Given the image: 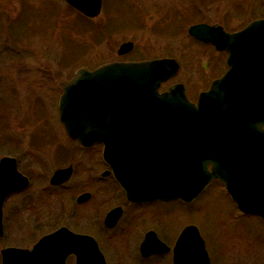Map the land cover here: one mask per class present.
Instances as JSON below:
<instances>
[{"label":"rangeland","instance_id":"1","mask_svg":"<svg viewBox=\"0 0 264 264\" xmlns=\"http://www.w3.org/2000/svg\"><path fill=\"white\" fill-rule=\"evenodd\" d=\"M2 9L13 18L24 14L18 36L6 32L10 18H5ZM0 15L4 16L0 20V160L6 156L22 159L20 172L35 178L27 191L8 202V214L34 201L42 219L64 213L87 218L93 211L90 204L78 209L75 200L84 192L93 194L86 183L89 171L85 178L74 171L68 183L70 199L52 200L48 194L59 154L93 157L65 136L58 110L61 83L70 81L81 68L93 71L112 62L172 59L179 65L176 80L188 84L190 75H199L210 64L211 53L209 44H200L189 35V27L203 23L239 32L252 21L264 19V0H103L95 19L84 17L66 0H0ZM126 42L133 43V50L118 55ZM32 155L34 165L29 163ZM222 184L213 182L192 205L173 201L130 206L126 219L127 206L113 239L109 236L113 233L101 238L98 231L97 235L84 228L76 230L95 238L108 264H172L171 253L143 259L140 244L152 230L172 247L188 225L198 228L213 264H264V221L242 215ZM129 217L130 241L124 235ZM14 225L6 227L7 238L0 249L6 244L26 247L34 242L21 234L26 228Z\"/></svg>","mask_w":264,"mask_h":264},{"label":"water","instance_id":"2","mask_svg":"<svg viewBox=\"0 0 264 264\" xmlns=\"http://www.w3.org/2000/svg\"><path fill=\"white\" fill-rule=\"evenodd\" d=\"M66 2L91 19L103 6V0ZM189 34L229 54V72L196 105L181 86L158 93L162 82L176 76L175 60L112 62L93 71L79 69L61 83L60 121L82 145L103 144L104 161L130 202L191 203L218 179L241 212L264 219V19L234 34L206 24L191 26ZM133 48L132 42L123 43L118 55ZM244 81L252 85L246 88ZM71 176V168L59 170L51 183L62 184ZM28 186L13 159L1 160L0 229L5 198ZM120 216V209L113 210L106 224L113 227ZM64 232L69 234L66 244L53 249L54 239ZM140 251L147 258L170 248L151 232ZM2 255L3 264H65L72 255L76 264H107L93 238L67 230L45 236L32 251L11 248ZM173 264H211L196 227L180 235Z\"/></svg>","mask_w":264,"mask_h":264},{"label":"flooded vegetation","instance_id":"3","mask_svg":"<svg viewBox=\"0 0 264 264\" xmlns=\"http://www.w3.org/2000/svg\"><path fill=\"white\" fill-rule=\"evenodd\" d=\"M226 32H228V31H226ZM228 33H235V32H228ZM196 42H198V41H196ZM198 43H200V42H198ZM200 44H202V43H200ZM206 46L210 48L211 53H210V57L208 59L210 64L208 63V64H205L203 66L204 71H202L199 75L194 76V77H192L190 75L188 78V79H190L188 81V84L186 82H181V81L176 80V77L180 74L178 72L174 79H169V80L162 83V85L159 88L160 94L168 93L171 90V88L174 86H181L184 93H185L186 99L190 103L196 104L202 93L210 91L213 88L214 83H216L217 81H219L220 79L224 78L227 75V73L229 72V69H230V67L228 65V59H229L228 52L227 51H218L217 48L213 44H209ZM219 57H221V59ZM222 58H223V60H222ZM220 63H222V64L220 65ZM223 63H224V67H223ZM215 65H217V66H215ZM212 71L214 72L213 76H212ZM218 74H220V75H218ZM237 83L238 82H234L233 85H236ZM244 84L247 88V87L252 85V82L251 81H244ZM238 85H239V83H238ZM65 136L73 144H76V145L78 144V146L81 149L80 151L91 152L93 154V157H91V155L90 156L88 155L84 158L83 157L82 158H76V155L73 156L72 153L59 154L60 157H58V162L55 164V169H54L55 171L53 172V174L49 180L50 191L48 192V194L52 195V197H51L52 200L57 199V197H60V201L70 199L69 198L70 186L68 183L71 181L72 176L70 177V179L68 181L63 182L62 184L53 185L51 183V180L57 171L71 168L72 169V175H73L74 171L79 170L80 173L83 174L84 178H85L84 174L87 171H89L88 173L90 175V178L86 183L88 186H90V190L92 189L93 194L90 191L82 193L81 195H79L77 200H75L76 201L75 205L77 206L76 208H78V207L81 208V206L84 207V206H87L88 204H90V208L93 209V211H91L92 214L89 213V217L86 218V217L80 216V215L76 216L74 214L70 215L68 213H64V214L48 216L47 218L42 219L37 215V210L36 209L34 210V207H36L34 201H32L30 204L29 203L26 204L25 206L18 205L14 208L12 213L8 214V207H9L8 202L13 197L19 196L22 193H24L25 191H27L30 187V183L32 184V181L35 180V178L32 177L30 174H23L20 172L19 164L21 163L22 159L18 158L19 159L18 160L16 157H8V156L2 158V159H6V158L13 159L15 161V166H16L17 171L21 175H23L24 177H26L28 179L29 186L24 190L14 191V192L10 193L5 198V200L2 204V216H1L2 225H1V229H0V243L4 242V240L7 238L6 227L8 229L9 226L11 227L12 223H14V222L17 224V226L14 225V227L19 228L20 230H22V229L25 230V228H26L27 231H22L21 234L23 236L24 235L27 236L29 238V240H31V241L34 240V242L30 246H26V247L8 246L7 244L4 245L3 248L0 249V264H3L2 252L4 250L16 248V249H21V250H26V251H32L34 249V247L39 243V241L42 238H44L45 236L55 234V233L59 232L60 230H67V231H69L75 235L91 236L89 233H85V232L79 233V232H77L78 230H76V229L81 230L84 228V229L92 231L96 234L98 231L99 233H101V235H98V234L97 235L100 236L101 238H103L104 236H106V234L113 233V231H115L117 229L119 222L121 221V218L124 215V210L127 206H129V213H127L125 215L126 219L128 218L127 215L128 216L130 215V206L131 207H144L145 205L151 204V203H132V202H130V200H128V198L125 195V192L122 190V188L116 182L112 170L103 160V146L101 144H95L91 147H84L78 141H74L71 138H69L68 135L65 134ZM71 154H72V156H71ZM71 158H73V160H71ZM1 160H0V162H1ZM32 161L35 164L36 161H35V157L33 155L30 157V162H29L30 165H34ZM53 161L54 160H52V162ZM92 174H95L96 176L94 177ZM98 176H99V180H98ZM108 178L110 181L108 184L103 183V182H101V183L99 182L102 180L104 181L105 179H108ZM219 183L222 184V182H220V181H219ZM83 195H88L89 197L84 202L80 203L79 198ZM195 202L196 201H194L190 205L194 204ZM183 204H185V203H183ZM115 209H120L121 216L118 219V221L115 223V225L113 227H110L108 224H106V218H107L108 214ZM93 213H95V215H93ZM242 215H244V214H242ZM127 221H128V226L126 228L124 235H125V238H127V240L130 241V217ZM188 226H192V225H188ZM188 226H186V227H188ZM71 227H74V229L76 231L71 230ZM183 230L179 234H177V238H176L175 243L172 247H170L166 243V241H164V237H162V234L160 237L157 232L152 231V230L148 231L145 234L143 241L145 240L146 235L152 232L157 236V238L160 241H162L164 244H166L171 249V251L169 253H166V254L153 255V256L147 257V258L143 257L142 255H141V257L145 260H148L150 258L163 257V256H167L170 253L172 254V250H173L174 246L176 245L178 238L181 235V233L183 232ZM42 231H45V234H43L40 238H38L39 233ZM68 235L69 234L67 232H64V234L62 236L54 239L52 248L56 249V248H60V247L64 246V244H66V242H67ZM109 236H111V239H113L114 236H116V234L113 233ZM142 242H141V244H142ZM141 244H140V247H141ZM129 245H130V242H129ZM140 247H139V252H140ZM207 251H208V248H207ZM209 257H210L211 264H213L212 263L213 261L211 259L210 254H209ZM105 259H106V256H105ZM106 262H107V259H106ZM65 264H76L75 257L74 256L68 257ZM172 264H173V254H172Z\"/></svg>","mask_w":264,"mask_h":264},{"label":"trees","instance_id":"4","mask_svg":"<svg viewBox=\"0 0 264 264\" xmlns=\"http://www.w3.org/2000/svg\"><path fill=\"white\" fill-rule=\"evenodd\" d=\"M3 10V12H4V15H5V18L7 19V17L8 18H10V19H7V20H9V25H7L8 26V29L9 30H6V32L8 33V34H10V35H13V34H15V36L17 35L18 36V34L21 32V30H22V28L21 27H19L20 26V24L24 21V14L23 13H20V14H18L17 16H15V18H13L12 16H11V14H9V13H7V11L6 10H4V9H2ZM9 11V10H8ZM6 12V13H5ZM11 12V11H10ZM4 16L3 15H0V20L3 18ZM14 20H13V19ZM12 24V25H11ZM23 27V26H22ZM14 36V35H13ZM14 36V37H15Z\"/></svg>","mask_w":264,"mask_h":264},{"label":"bare ground","instance_id":"5","mask_svg":"<svg viewBox=\"0 0 264 264\" xmlns=\"http://www.w3.org/2000/svg\"><path fill=\"white\" fill-rule=\"evenodd\" d=\"M93 215H95V213H93Z\"/></svg>","mask_w":264,"mask_h":264}]
</instances>
